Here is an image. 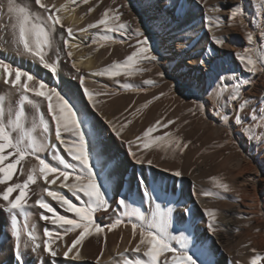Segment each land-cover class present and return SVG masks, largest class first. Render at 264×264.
I'll return each mask as SVG.
<instances>
[{
	"label": "rangeland",
	"instance_id": "rangeland-1",
	"mask_svg": "<svg viewBox=\"0 0 264 264\" xmlns=\"http://www.w3.org/2000/svg\"><path fill=\"white\" fill-rule=\"evenodd\" d=\"M133 1L136 2V0ZM165 1L169 4V10H166L167 18L160 20L142 18L137 11H131L124 0H87V3L83 0H76L75 2L76 5H84L88 9H93L89 11L92 16L89 24L102 18L103 12L108 9L113 10L112 15H115L117 11L122 13L119 22L129 24L127 30L118 33L108 31L99 25L93 28V37L84 44L83 52L91 54L92 49L90 48H96L100 59H104L99 72H104L105 69L122 63L126 56L135 50L136 42L140 39L134 31L136 28L150 37L151 55L156 56L157 59L139 61L130 70L131 75L124 68L120 69L119 76L113 77L107 73L102 76L98 75L99 80L92 85H87L86 73L78 76L80 80L83 79L81 85L89 86L96 102L95 108L87 111L83 127L88 130L86 135L93 137L92 143L95 144V148L91 146L89 148L90 162L93 165L96 181L100 184L101 190L105 192V198L109 200L110 207L107 212L104 209H97L93 213L94 218H100L99 222L104 225L105 231L99 236L93 234L87 237L79 246L78 258H76L75 249L70 253L75 258L73 264H81V261L86 258L93 264H144L148 259L144 255L146 249L141 246V252H135L139 243V230L146 228L159 234L162 223L170 235L184 236L189 248L195 244L200 249L197 255L202 260L209 264H223L218 250L215 251L212 248L214 235L224 234L222 245L225 250L227 249L226 251L235 247V239H237L236 234L226 227L224 219L230 220L234 228L240 229L238 234L246 240L243 239L233 264H251V261L257 257L261 258L260 263L263 264L264 106H260V102L264 101V39H262L264 37V0H199V6L192 11H189V8L187 11L184 10V0H176L179 9L174 14L171 13L173 0ZM32 2L34 3V0ZM71 2L74 3L73 0ZM234 4L242 6V12L237 11L232 17L229 23L233 30L231 33L217 31L215 36L208 37L207 43L204 39L205 35L201 32L199 34L193 32L191 16L197 11L200 12L201 19L213 21L216 27L221 16L224 15V8L228 9L229 15L232 16L231 8ZM145 5L146 3H142L138 5V8L142 9ZM34 16L40 17V12L36 10ZM38 20L42 21V17ZM166 24L169 25L168 28L172 31V35L186 39L187 49L200 58H207L212 52H216V49L221 48V44L215 41L228 43L231 49H228L224 55L214 58L209 68V70L216 69L224 74L225 81H216L215 72L205 74L201 69L200 77L190 80L186 74L189 70L193 71L192 67L182 65L174 54H170V58L166 59L165 52L171 51L168 50V44L165 43L162 34ZM114 26L115 23L110 20L108 27ZM173 26L176 30L171 28ZM248 33L253 34L254 39L251 42L247 40ZM66 39L67 34L63 37V44L68 52L70 41L66 45ZM200 43H203V47L199 46ZM58 44L57 39L53 37L49 50H56ZM245 49L248 51L246 52ZM240 56H251L257 62L258 70L255 74L247 71L249 66L246 60L240 61ZM73 58L72 54L69 61L74 65ZM0 60L14 67L13 63L1 55ZM224 70L231 71L224 72ZM28 72L36 78L37 82L43 80L49 88H57L62 95L70 94L72 99L69 102L80 110L78 115L88 110L89 106L81 104L75 93L61 89L38 71ZM233 73L238 79H232ZM149 80L153 83L147 84ZM210 86L213 87L210 88ZM206 88L210 90L208 96L203 97V90ZM11 92L15 93L14 90ZM193 92H196V95H192ZM28 95L35 97L34 93ZM234 95L237 97L235 101L232 99ZM111 97L124 99L125 107L119 109L120 111L111 110L107 106V101ZM153 97L156 98L153 99ZM37 98H40L44 107L47 106L44 98ZM65 98L67 99L68 95H65ZM204 99L211 100L209 114L205 113ZM241 103L246 105L245 109L240 110L241 115L245 116L247 113L252 116L251 120L245 117L242 121L243 135L241 131H234L230 125ZM212 112L215 115L211 114ZM225 116L229 119L225 120ZM98 118L105 123L111 121L118 129H122L119 137L112 133L144 161V164L136 165L143 166L142 168L146 170V187L152 192L151 197L145 198L138 180L136 186H133L131 176L122 174L119 165L126 157L124 154H121L120 159L112 156L106 146L107 130L98 125ZM157 120L165 123L173 121V123L167 129L154 132L153 136L164 137L165 132L168 135L161 141H155L148 149H143L136 138ZM43 136L44 134L41 135L37 146L40 149L41 158L54 167L66 170V166L61 165L58 158L55 159L57 164L52 162L53 155ZM128 141L132 142L131 145ZM177 142L181 145L190 143L187 148H176ZM149 159L153 162L152 166L147 165ZM238 160H242V164L237 166L235 163ZM73 163L75 161L70 159L69 164ZM176 171H180L181 175L176 176ZM253 173H258L262 178L263 188L257 193L249 185L239 183L240 176ZM36 181L43 184L40 199L47 200L46 189L50 190L49 182L44 181L42 174L39 173V165L36 169ZM71 182L72 180L69 181ZM224 185L227 187H223ZM73 193L78 206H94L92 201L83 194ZM117 194L125 199L124 205L117 206L115 203ZM199 197L205 200L208 198L210 202L205 205L201 204ZM184 208H190L193 215L186 217L183 212ZM204 210H212L216 213L214 233L206 230L209 218L206 217ZM15 211L18 214L25 213V219L19 229L22 248L28 231L34 233L37 237L36 243L42 246L44 241L49 239L46 231L60 233V237L53 240V247L58 249L57 257L51 258L57 263L58 256H62V252L67 250L66 245L70 244L74 234L69 232L65 235L64 229L45 222L41 219V212H34L31 205L25 204L23 209ZM71 217L75 218L74 214ZM113 223L117 226L110 230ZM133 223L138 225L135 238L131 227ZM10 229L13 238L16 239L13 222H11ZM207 232L209 236L205 235ZM7 240L6 236H0V242L4 243ZM170 242L178 250L181 248L178 240ZM123 243L127 248H122ZM113 246H118L119 250L113 254L110 261H107L106 254L112 250ZM42 253L41 250V253L35 256ZM29 255L30 250L26 252L24 259L27 260ZM166 255L170 262L171 254ZM48 259L47 255H43L42 263H47Z\"/></svg>",
	"mask_w": 264,
	"mask_h": 264
},
{
	"label": "snow or ice",
	"instance_id": "snow-or-ice-1",
	"mask_svg": "<svg viewBox=\"0 0 264 264\" xmlns=\"http://www.w3.org/2000/svg\"><path fill=\"white\" fill-rule=\"evenodd\" d=\"M75 3L76 0H73ZM84 3H87V0H83ZM188 3L192 6L189 11H192L194 7L199 6V0H188ZM34 4L37 10L40 12V17H33L31 12L24 8H14L11 3L7 5V13L11 14L14 11L17 12L18 18L22 16V21L19 28L18 37L15 40V43H12L11 37H6L5 41L9 47L12 48L14 54L21 57H31L33 60H39L42 66L45 68H50L52 73L57 71V68L51 64L45 63V53L41 44L40 37H44V43H47V37L49 32H55L57 28L63 29L67 34V39L65 44L68 45V42L74 38L75 32L72 27L64 28L62 18L57 13L61 10L57 8L55 4H49L44 2V0H34ZM153 0H148V7H153ZM122 7V6H121ZM179 9V5L176 3V0H173L172 11L175 12ZM93 9H89L92 11ZM0 11H3L0 8ZM232 16H229V20L236 14L237 11L242 12V6L239 4H234L231 8ZM113 10H105L102 14V18L98 19L95 23L88 24L87 29L96 28L98 25L103 26L106 30L113 33H118L125 31L129 28L127 22H119L120 16L122 13L118 11L115 15H112ZM42 21L39 24H32V20L40 19ZM110 20L115 23V26L109 28ZM26 25H31L26 27ZM7 27V26H6ZM87 29H79L80 33H84ZM33 31H35V42H33ZM136 34L140 37L137 40L135 50L131 51L130 54L126 56V59L120 63L115 64L109 69H105L104 72L95 73V75H105L110 74L111 76H119L120 69L124 68L128 71V74L131 75V69L141 60H152L157 59L156 56L151 55V47L149 45L150 37L145 35L139 28L134 30ZM63 35V32L61 33ZM254 37L252 33H248L247 40L249 42L253 41ZM264 39V37H262ZM217 44H222V41H215ZM131 47V46H130ZM247 52L248 50L245 49ZM4 54V49L0 48V55ZM67 56H72V52L68 51ZM7 57L5 56V59ZM240 61L244 62L249 66L247 71L252 74L257 72V62L251 56H240ZM211 61H209V65ZM199 66L201 71L205 74H211L212 72L216 73L215 80L219 82H224L226 76L216 69H206L205 61L202 59L199 61ZM75 68V65H73ZM76 72L79 73L80 69L75 68ZM231 70H224V72H229ZM0 74H6L7 79L5 83L10 85L13 90L21 96V108H23L24 102H27L29 105H33L35 108H39V103L29 98V93H34L35 97L44 98L47 101V110L50 114V119L52 121V127L54 128V135L56 140L63 148L66 149L67 154L71 157L75 163L67 164L66 170H62L60 167H54L52 164L46 162L45 159L41 158L39 151L40 149L35 145L29 146L27 149L21 146L18 142L14 143L10 133L6 130L4 124L0 122V185H4L3 189H0V198L3 202H6V209H0V211H6L8 214H12L17 209H23L27 203V197L29 195L27 189L29 188V183H36V176L29 175L27 180L24 183H9L13 181L14 175L19 172L18 165H21V162L26 159L28 155H34L36 160L39 162V173L42 174L44 181L49 182L51 185H56L57 182H60V186L63 189L69 191L77 192V194H83L87 197L94 206H78V202L74 203L73 200L66 198L59 191L48 190L47 197H50L57 205L66 210V213L74 214L75 218L70 217L68 214H60L51 203L46 202L44 199H38L36 205L41 209L45 210L50 215H42V219L45 222H50L53 226H59L61 229H64V234L67 235L69 232L74 234V238L71 240L70 244L66 245L67 250L62 252V255L66 258L69 257V254L75 249L76 258L79 257V246L82 245L83 241L93 234L99 236L105 231V227L102 223L99 222V217L94 218L93 213L97 209H104L106 212L109 209V200L105 198V192L101 190V186L97 183L95 178V172L93 170V165L90 162V146L94 149L95 144L92 143L93 137L86 135L87 129L83 127L87 111H90L92 108H95V100L93 93L89 91L88 88H83L81 95L86 97L84 103L91 102L89 104L88 110L81 112L78 115L80 110L76 109L73 106V103H70L72 99L71 95H68V98H65V95H62L57 88H49L48 84L43 80L36 81V78L27 71H23L21 68L13 67L5 63L4 60H0ZM163 75V73H161ZM22 78H24L22 80ZM232 79L236 80L238 77L233 73ZM32 82V83H29ZM83 83V79L78 82L79 84ZM153 81H147V84H152ZM214 86V85H213ZM213 86H210L213 87ZM239 87V85H237ZM210 88L203 90V97L208 96ZM192 95H196V92H193ZM156 97H153L155 99ZM232 99L235 101L237 97L234 95ZM204 110L206 114H209V106L211 105L210 99H204ZM245 104L241 103L236 109L234 118L230 121V125L234 131L242 132V121L246 117L251 120L252 116L241 115L240 110L245 109ZM260 106H264V101L260 102ZM199 108L200 105L198 104ZM214 108V105H212ZM22 113L16 115V123L18 124L21 118ZM211 114L215 115L214 112ZM3 116V109H0V117ZM43 128L45 133H48L50 130V125L48 121L43 120ZM225 120H228L229 117L225 116ZM131 121H129L130 123ZM111 125L110 131L119 137L121 135L122 129H118L111 121H107ZM173 121H167V123L157 120L153 125L147 127L141 136L137 137L139 141V146L143 149H148L155 141H161L168 135L167 132L164 133V137L156 135L153 136L154 132H157L159 129H167ZM103 130L101 129V132ZM62 132L71 134L70 139L62 138ZM131 141H128V144L131 145ZM190 143V142H188ZM188 143L181 145L176 143V148H187ZM52 149L56 148V145L51 146ZM129 156L135 164H144V161L137 157L135 152L129 151ZM59 162L61 165L65 164L64 158L59 157ZM152 160H147V165L152 166ZM36 172V169H33V173ZM176 176H180L181 172L176 171ZM51 177V179H50ZM72 180L69 183V180ZM139 186L145 198L152 196V192L148 190L145 186L144 177H138ZM86 180V182H85ZM223 187H227L224 185ZM16 194L13 197V194ZM117 206L124 205L125 199L120 194H117L115 200ZM175 211V209H173ZM183 212L186 217L193 215L190 208H184ZM206 217L209 218V222L206 223V230L214 233L215 227L214 223L217 219L216 213L212 210H204ZM117 226L116 223H113L110 227L115 229ZM132 234L135 238L137 235L138 225L133 223ZM29 241L25 242L23 248L20 241V232L17 229L15 232L16 240L13 244V254L16 259V264H24V256L27 251H31L33 254L41 253L42 245L36 243L37 237L33 235L32 232L28 234ZM46 236L49 238L43 243V253L38 254L36 258V264H42L43 255H47L50 258L49 264H51V258H56L58 249L53 247V240L60 237V233L53 231H46ZM178 240L181 244V248L178 250L172 245L170 241ZM141 246L146 249L144 255L148 258L144 264H209V262L204 261L197 255V252L200 251L195 244L191 248L188 247L184 236L170 235L167 231V228L163 226V223L160 227L159 234L154 230H149L146 228H140L139 230V243L135 248V252H141ZM255 251V250H254ZM171 254V259L166 254ZM260 257H257L251 261V264H260Z\"/></svg>",
	"mask_w": 264,
	"mask_h": 264
},
{
	"label": "bare ground",
	"instance_id": "bare-ground-1",
	"mask_svg": "<svg viewBox=\"0 0 264 264\" xmlns=\"http://www.w3.org/2000/svg\"><path fill=\"white\" fill-rule=\"evenodd\" d=\"M124 1L127 3L131 11H137L142 15V18H147V19L156 18L158 20L162 18H167L166 10H169V4L165 0H158V2H154L155 0H153L154 2L153 7H148V0H136V2H134L133 0H124ZM44 2L49 4H55L57 8H60L61 10L58 12V15H60L62 18L64 28L66 29L67 27H72L73 30H75L76 32L74 38L70 40L69 50L72 52L74 56L73 60L75 61L74 64L75 68L80 69L79 73L76 72L75 68L73 67V64H71L69 61V56H67V52L63 44V37L66 35V32H64L63 29L57 28L55 32H49L47 37V41H48L47 43L43 42L44 41L43 36L40 37L41 44L45 53V63L55 66L57 68V71L55 73H52L50 68H45L44 66H42L38 59L33 60L31 57H21L14 54L12 48L9 47V45L6 42H4L6 37H11L12 43L13 44L15 43V40L18 37L19 28L22 21V16L18 18L19 14L17 12L14 11L11 14L7 13V5L11 3L14 8L24 7L31 12V15L33 17H35L34 12L37 10V8L35 4L32 2V0H0V8L3 9V11H0V48L4 49V54L1 56L4 58L6 56L7 57L6 60L14 64L13 69L19 66V68H21L23 71H27V72L31 70L38 71L42 75H45L51 83L58 85L61 89L67 90L70 93L71 92L75 93L79 97L81 104L83 103L85 106H89L91 102L90 103L88 102L87 104L84 103L86 97H83L81 93L83 88L86 87L89 89V91L90 88L89 86H83L81 84H79V87L77 88L78 82L80 80L78 76L81 73H86L88 77L87 85H92L94 82H97L99 80V76L95 75V73H99V70H101L100 66L104 60V59L103 60L100 59V55L98 54L95 47L90 48V50L92 49L91 54H87V52L84 53L85 51L83 52L84 44L87 43L93 37L94 34L93 29H87V25L92 19V16L89 13V9L87 6L84 5L81 6H79L78 4L76 5V3L75 4L72 3L71 0H44ZM142 3H146V5L143 6L142 9H139L138 5H142ZM183 8L185 11H187L188 8L189 9L192 8V6L188 3V0H184ZM195 8L196 7H194V9ZM177 11L178 10H176L175 12L172 11L171 13L174 14ZM199 13L197 11L195 15L191 16L193 32L195 34L197 33L199 34L201 32L203 35H205L204 39L207 43L209 41L208 37L212 35L215 36L217 31L226 32L227 34L233 31L232 28L229 26V23L231 21L229 20V16L231 15H229L230 13L228 9L226 8L223 9L224 15L221 16V20L218 26L216 27L214 26L213 21L201 19ZM41 22L43 21L34 19L32 20L31 23L39 24ZM30 26L31 25H26V27H30ZM168 26L169 25L167 24L164 25L163 33H162L164 35L165 43L168 44V50H171L170 52L169 51L165 52L166 59L170 58L169 56L170 54H174L176 58L180 60L182 65L186 64L192 67L193 71L189 70V73L186 74L188 75V77H190L189 78L190 80L200 77L201 74L200 73L201 68L199 66L200 60L203 59L205 61V68L209 69L211 68L212 63L215 60L214 58H217L218 55H224L228 51V49H231V46L228 43L222 42L221 48L216 49V52L214 53L212 52L210 56H208L207 58H200L197 55H195L192 51H189L187 49L188 42L186 41V39L176 35L173 36L171 33L172 31L168 28ZM81 28H85L87 30L84 33H80L79 29ZM171 28L176 30L175 26ZM62 32L63 35H61ZM53 37L57 39L59 44L58 47H56V50H49L51 39ZM33 42H35V31H33ZM199 46L203 47V43H200ZM209 61H211L210 65H209ZM6 79H7L6 74H0V109H3V116L0 117V122L4 124L6 130L10 133L13 142L14 143L18 142L21 146L27 149L29 146L33 144L38 146L40 137L41 135L44 134L43 137L46 139L48 148L50 149V152L53 155L52 162L55 164L56 158L59 159V157H63L65 161L64 166L69 164L71 157L67 154L66 149L63 148V146L60 145L56 140V137L54 135V128L52 127V121L50 119V114L48 113L47 106L46 107L43 106L40 98L29 96L30 99H33L34 101L39 103L40 105L39 108H35L33 105H29L27 102H24L23 108H21V104H20V101L22 99L21 96L17 92L15 93L11 92L13 88L5 83ZM123 104H124V99H122L121 97H111L107 101V106L113 111L125 107ZM18 113H22V114L20 121L17 124L16 115ZM41 116H43V120L49 122L50 130L48 133H45L44 131ZM98 125H100V127H102L103 129L107 130L106 146L107 149L111 151L112 156L115 159H120L121 154H124L126 157L125 160H123L119 165L122 174L124 176L126 175L131 176L132 178L131 182L133 186H136V181L138 180L137 179L138 177H144L145 186H146L147 185L146 170L142 168L143 166L139 167L133 163L132 159L128 154L129 151L131 150L128 149L124 144H122V142H120L114 136V134L110 131L111 128L110 125L101 121L99 118H98ZM61 135L62 138L64 139L71 138L69 133L62 132ZM52 145H56V148L52 149L51 147ZM235 164L237 166L241 165L242 160H238ZM38 165L39 162L38 160H36L34 155L26 156V159L21 162V165H18L19 172L16 175H14L13 181L9 183H24L29 175L36 176V172L33 173V169H37ZM163 172L166 173L165 171ZM261 179L262 178L260 177V175H258V173H253L249 175L240 176L239 183L241 185H249L257 193L263 188ZM42 187L43 184L38 181H36L35 184L29 183V188L27 189L29 195L27 197L26 204L31 205L32 210L36 213L41 212L42 215H50L45 210H41L36 205V201L40 199ZM49 187L50 190L61 192L62 195H64L68 199L73 200V202L75 203L73 197L74 193L67 189H63L60 186V182H57L56 185H51L49 183ZM3 188L4 185H0V189ZM15 195L16 194L14 193L13 197ZM44 200L48 203H51L52 206L61 214H68L71 217L72 214L66 213V210L60 208L57 205V203L53 201L50 197H48L47 200L46 199ZM199 201L201 202V204L205 205L210 202V199L207 198V200H205L204 198L199 197ZM6 207H7L6 202H3L2 198H0V209H6ZM24 219H25V213L18 214L15 211L12 214H8L6 211H0V236H6L8 239L4 243L0 242V264H16V259L13 254V244L16 239L13 238L10 226H11V222H13L15 229L19 230ZM42 221L41 223H43ZM224 222L226 227H228L234 234H236L235 236H237V239H235L236 240L235 247H232L228 251H226L227 249L225 250L222 245V239L224 238V234L216 233L214 235V241H213L214 245L212 246V248H214L215 251L218 250V252L220 253L221 262L223 264H233L236 255L240 251L239 247L242 245L244 238H242L238 234L240 229L234 228L230 220L224 219ZM29 232L32 231H28L27 234ZM27 234L24 237V243L29 241V237ZM207 234L205 233L206 236H209L208 232ZM124 247H126L125 243L122 244V248ZM41 250L43 252V246L41 247ZM117 250H119L118 246L112 247V250L108 254H106L107 261L108 260L110 261L113 258V254L117 252ZM36 258L37 257L35 256V254H33L30 251V255L27 258V260L24 259V264H36ZM58 258L59 261L57 263L51 260V264H73L75 260V258L72 257L70 254L68 258L64 257L63 255L62 256L59 255ZM49 260L50 258L47 260V263H42V264H49ZM81 264H93V263H91V261L86 258L81 261Z\"/></svg>",
	"mask_w": 264,
	"mask_h": 264
}]
</instances>
